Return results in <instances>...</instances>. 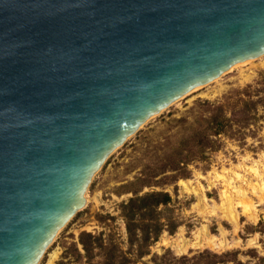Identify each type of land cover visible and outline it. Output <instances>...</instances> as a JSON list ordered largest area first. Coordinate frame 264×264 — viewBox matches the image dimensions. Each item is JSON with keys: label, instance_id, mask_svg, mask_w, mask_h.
I'll return each instance as SVG.
<instances>
[{"label": "water", "instance_id": "obj_1", "mask_svg": "<svg viewBox=\"0 0 264 264\" xmlns=\"http://www.w3.org/2000/svg\"><path fill=\"white\" fill-rule=\"evenodd\" d=\"M264 54V0H0V264H37L150 116Z\"/></svg>", "mask_w": 264, "mask_h": 264}, {"label": "rangeland", "instance_id": "obj_2", "mask_svg": "<svg viewBox=\"0 0 264 264\" xmlns=\"http://www.w3.org/2000/svg\"><path fill=\"white\" fill-rule=\"evenodd\" d=\"M94 175L37 264H264V54L150 116ZM154 190L170 201L130 227L125 206Z\"/></svg>", "mask_w": 264, "mask_h": 264}, {"label": "trees", "instance_id": "obj_3", "mask_svg": "<svg viewBox=\"0 0 264 264\" xmlns=\"http://www.w3.org/2000/svg\"><path fill=\"white\" fill-rule=\"evenodd\" d=\"M223 119H226L225 116H223L219 113L214 114L212 116L211 128H213L212 131H214V134H219L220 132H222V130H224V128H223L224 127V120ZM204 146H207V145L204 143ZM170 199H171V194L169 192L162 191V190L150 191V192L145 193L144 196H136L134 198H131L129 200L128 204L125 206L126 208L129 209V212L126 213V216L129 220L128 225L130 227H132V221H133L132 215L135 213V208L143 209L146 206H148L147 208L153 209L159 203H162V204L168 203L170 201ZM137 202H139L138 205H135V204H137ZM158 232L159 231H157L154 236H157ZM148 236H149V234H146V237H148ZM101 264H114V263L104 260L103 262H101Z\"/></svg>", "mask_w": 264, "mask_h": 264}, {"label": "bare ground", "instance_id": "obj_4", "mask_svg": "<svg viewBox=\"0 0 264 264\" xmlns=\"http://www.w3.org/2000/svg\"><path fill=\"white\" fill-rule=\"evenodd\" d=\"M251 59H253V58H249V59H246V60H242V61H238V62H236V63H234V64H232V66H234V65H236V64H239V63H246L247 61H250ZM254 60V59H253ZM250 63V62H249ZM232 66L228 69V70H230L231 68H232ZM215 80V79H214ZM200 85H198V86H196V87H194V88H198ZM193 88V89H194ZM192 90V89H191ZM189 92V91H188ZM257 186H254V188H256ZM261 189H262V191H264V187L262 188V187H260ZM244 193V192H243ZM228 198H227V200L231 203V199H230V196L228 195L227 196ZM86 201V200H85ZM228 215V214H227ZM231 215H234V213H232L231 212ZM234 219V218H233ZM62 229V228H61ZM60 230V229H59ZM180 241H182V240H179L178 241V245H179V248L180 247H182L181 249H184L185 248V245H186V243L185 242H180ZM182 243H184V244H182ZM187 247V246H186ZM48 248V247H47ZM45 253V252H44ZM43 255V254H42Z\"/></svg>", "mask_w": 264, "mask_h": 264}]
</instances>
